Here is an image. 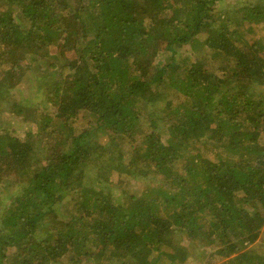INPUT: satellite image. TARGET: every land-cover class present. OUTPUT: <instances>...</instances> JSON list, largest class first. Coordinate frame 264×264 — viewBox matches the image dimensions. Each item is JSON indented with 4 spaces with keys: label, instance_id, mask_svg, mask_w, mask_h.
<instances>
[{
    "label": "trees",
    "instance_id": "trees-1",
    "mask_svg": "<svg viewBox=\"0 0 264 264\" xmlns=\"http://www.w3.org/2000/svg\"><path fill=\"white\" fill-rule=\"evenodd\" d=\"M0 76V264H264L263 1L0 0Z\"/></svg>",
    "mask_w": 264,
    "mask_h": 264
},
{
    "label": "rangeland",
    "instance_id": "rangeland-1",
    "mask_svg": "<svg viewBox=\"0 0 264 264\" xmlns=\"http://www.w3.org/2000/svg\"><path fill=\"white\" fill-rule=\"evenodd\" d=\"M256 2L259 0H255ZM263 1L264 0H260ZM225 4H229L228 2H225ZM229 5H227L228 7ZM232 6V5H231ZM263 30L262 28L259 27H249V32L248 36L253 37L257 36L254 38H259L258 36L262 35ZM21 69H24L21 67ZM38 66H35L34 72L39 73L40 70H38ZM31 69H24L23 73L18 75L17 79H15V83L13 85V96H20L19 100L25 102L27 105L33 104L36 106H39L40 108H44L46 105L43 103L39 98L35 96L32 87H30V78H31ZM34 73V74H35ZM1 78V76H0ZM2 116L4 117V123L14 129H16V132L19 135L24 134V129L25 126L23 125V119L21 116H17L14 112H12V107L8 103H4V106H2ZM112 179L114 181L118 180V175L117 173H114L112 175ZM134 188L133 191L140 193L141 190H143L144 186L141 184L140 181H136L133 184ZM205 240H203L204 242ZM202 241L200 240H195L192 245H193V256L188 257L186 260L181 262V264H215V260L218 261L217 256L212 257V252L214 251L213 248L208 247V245H205ZM188 244V242L186 243ZM263 249V248H262ZM211 254V255H210ZM214 255V254H213ZM110 264H115V263H110Z\"/></svg>",
    "mask_w": 264,
    "mask_h": 264
}]
</instances>
